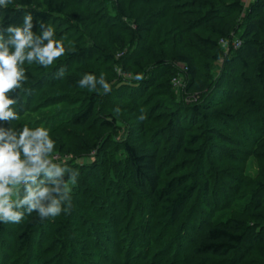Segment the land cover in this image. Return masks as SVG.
Masks as SVG:
<instances>
[{
	"label": "rangeland",
	"instance_id": "374dc122",
	"mask_svg": "<svg viewBox=\"0 0 264 264\" xmlns=\"http://www.w3.org/2000/svg\"><path fill=\"white\" fill-rule=\"evenodd\" d=\"M54 1L62 3L68 14L78 15L83 22L66 21L63 22L64 26L61 29L57 23L52 24L58 36L64 39L66 54L58 58L47 69L28 62H25L23 66L25 69L34 68L37 72H43L44 77L53 74L56 78L55 73L61 68L64 70L62 79L57 78L50 89H43L32 97L34 104L31 113L33 115L28 116L25 121L30 127L43 123L49 128V135L55 141L51 155H57L56 161L63 162L65 166L83 168L87 164L101 162L103 157L101 149H105L103 151L108 167H115L118 162L124 161L120 144L125 139H130L133 126L137 121L138 109L130 108L127 104H115L110 95L116 92L131 94L133 98L141 102V112L147 119L145 124L148 132L147 138L150 139L151 135L160 138L164 144L160 152L164 160L167 159L166 157H168L167 161L170 158L167 154L169 147L165 143L167 142L166 135L161 136L162 131L167 127L169 113L154 107L155 103L163 98L174 104L192 106L213 97L216 101H220V104L212 110L224 111L222 121L230 125L237 136L236 144H223L222 147L220 145V150L227 154L223 162L212 153H206L204 148L201 156L200 154L180 153L174 162H167L170 163L165 172L167 179L186 173L196 174L200 166L207 176L212 192L216 189L219 191L220 186H227L229 191L227 195H220V202L214 203L212 200L209 202L212 207L211 214L203 211L194 196L168 224L165 223V214L159 210L152 213L135 201L137 210L134 208L125 211L123 218L120 217L115 221L114 232L108 231L109 227L100 225L98 228L93 224L92 222L100 220L90 212L84 213L81 216L83 220L78 221L82 226L70 225L64 238L67 241H73L76 233H85L87 229L91 233V239L93 238L100 244L95 250L87 247L88 255L93 261H97V264H264L256 248L248 252L244 260L239 259L236 253H230L224 258L190 256L184 251L181 241L176 240L178 230L185 235L187 230L191 229L195 234L205 218L210 220L240 218L264 230V220L254 221L245 215V209L253 204L257 191L262 195L264 213V101L260 97L255 98V103L249 101V88L239 77L241 68L235 65L238 74L234 76L227 71L226 67V63L238 48L234 47L233 41L242 42L244 23L256 0H240L241 9L225 16V21L234 26L225 38H216L210 24H204L193 30L200 37L209 36L215 40L214 48H205L197 44L187 34L188 26H193L192 22H197L209 11L205 4L202 5L204 8L199 7L196 0ZM206 1L219 11L229 2V0ZM119 6L123 7L126 16L118 13ZM213 26L221 28L218 21H214ZM132 31L136 34L131 42L129 33ZM91 47L95 49L92 54L88 55L83 52L75 56L77 50ZM140 52L145 59L141 69L130 73L123 72L120 67L121 61L129 56L140 54ZM162 55H168L166 58L169 60L173 56L185 57L186 61L197 69L198 83L204 84L205 89L200 92H188L186 88L189 74L184 65H179V73L165 81L163 88L153 86L145 91L144 96L138 98L139 89L145 85L144 82L151 80L150 71L154 68L155 61L162 58ZM84 72H95L97 76L103 73L106 81L111 85V92L105 95L102 90L97 93L78 87L76 81ZM137 74L141 76L140 80L135 79ZM98 95L102 100H97L94 119L83 128H72L63 122V119L77 110L85 99ZM108 104H113L112 109L107 108ZM117 108L118 113L114 111ZM110 111L112 112L109 113ZM226 115H230L233 119L226 120ZM108 116L117 120L116 125L101 128L100 119ZM199 125L202 126H199L196 131L202 133L204 138L207 124L200 122ZM84 142L97 145L100 149L99 154L94 150L86 152ZM111 182L108 183L111 184L109 187L115 188L112 193L117 197L120 196L117 193L122 191V186L116 180ZM74 187L85 195L84 198L94 197L93 206L100 209L95 200L96 195L102 192L84 183L82 186L76 184ZM74 187L71 201H75ZM117 187L121 189L116 190ZM144 210L145 215L141 216ZM65 213L66 211H62L58 219L63 218ZM116 215L110 212L106 217L113 219L112 217ZM145 216H150L151 221L152 232L149 241L145 239L143 236L145 234L141 230ZM170 227L171 230H168ZM51 238L52 240L46 242L43 253L39 254L37 264H67L64 257L69 255L70 245L63 248L52 235ZM51 246L53 250L49 253L47 248ZM107 246L110 254L106 252ZM127 250L134 253L128 260L125 259ZM2 252L4 251L0 250V255ZM29 252L30 249L23 251L15 245L11 255L5 252L3 256H0V263L24 264L30 255ZM55 254L57 255L54 258Z\"/></svg>",
	"mask_w": 264,
	"mask_h": 264
},
{
	"label": "trees",
	"instance_id": "16d2710c",
	"mask_svg": "<svg viewBox=\"0 0 264 264\" xmlns=\"http://www.w3.org/2000/svg\"><path fill=\"white\" fill-rule=\"evenodd\" d=\"M196 2L201 8H204L202 7L203 4L208 6L209 11L201 16L197 22H192L193 26H188L187 34L197 44L205 48H214L216 46L215 40L209 36L205 38L200 37L193 30L204 24H210L213 27L216 38L227 37L230 31L234 29V26L232 23L225 21V16L241 9L240 0H229L227 5L220 11L206 0H196ZM14 3H19L21 8L31 11L35 17L47 24L52 25L57 23L60 26L59 29L64 26L63 22L66 21L83 22V19L78 15L68 14L63 4L56 3L54 0H14ZM12 7L10 5L9 9L3 13L6 22L19 23L21 12L12 11ZM252 8L244 23V31L241 37L242 42L233 52V56L226 63V67L227 71L234 76L238 74L235 65L241 68L239 77L245 86L249 88V101L255 103V98L257 97L262 98L264 101V0H256ZM117 11L121 15L126 16L122 6H119ZM214 21H218L221 28H215L213 26ZM34 31L38 33L39 29L35 30L34 28ZM56 34L58 35V32ZM129 34L132 42V38L136 33L132 31ZM94 51L95 49L92 47L90 49H79L76 51L75 56L83 52L89 55ZM166 57L168 55H162V58L155 61L154 68L150 71L152 73L151 80L144 82L145 85L139 89L138 98L144 96L145 91L153 86L163 88L166 83L165 81L170 80L171 77L179 73V65H184L187 74H189L186 88L188 92H200L205 89L206 86L204 84L198 83L197 69H194L186 61L185 57L180 55L173 56L170 60ZM144 61L145 59L140 52V54L123 59L120 67L123 72L130 73L134 70H140ZM26 74L29 76L25 85L28 91L22 92L23 104L19 106L20 120L12 122L11 126L13 129L18 124L25 123L28 116L33 115L31 113L34 104L32 97L39 94L43 89H50L57 80V78L53 77V74L44 77L43 72H37L34 68L26 69ZM110 97L115 104H127L130 108L138 109L137 121L133 126L130 139L127 138L120 144V148L124 154V161L118 162L115 167H108L104 154L105 149H101L103 157L100 163L87 164L83 168L67 166L78 172L77 185L81 184L82 186V183H84L102 192L96 195L97 199L95 200L100 209H96L93 206L94 197H87L90 199L89 202L88 199L84 198V194L78 192L76 186L73 193L75 194V201H71V206L67 209L63 218L58 219V216H56L41 221L33 213L27 216L20 224H0V250L4 251L0 256H3L5 252L11 255L12 249L16 245L23 251L30 249V255H28L24 264H37L36 261L39 254L45 250L46 247L44 246L46 242L52 240V235L63 248L70 245L71 250L68 253L69 255L64 257V261L67 264H97V261H93L91 256L88 255L87 247L95 250L98 249L100 244L93 238L91 239V233L87 229H85V233H76L73 241H67L64 238L65 234L68 233L70 225H80L78 221L82 219L81 216L84 213H94L100 221H94L92 222L93 224L97 225L98 228H100V225L109 227L108 231L114 232L116 229L115 221L122 217L125 211L134 209L135 201H138L140 206L146 207L152 213H156L159 210V212L165 214V223L169 224L173 216L182 210L184 205L190 202L194 196H196L203 211L211 214L212 207L209 202L212 200L214 203H218L220 202L221 194L227 195L229 191L227 186H220L219 191L216 189L212 192L207 176L200 166L196 174L186 173L179 176L176 175L170 179L165 177V172L170 163L174 162L180 153L200 154L201 156L204 153V148L206 149V153H212L221 162L227 158V154L220 150V145L222 147L223 144H236L237 136L235 130L230 125L225 124V121H222V116L225 115L224 111L212 110L213 107L219 106L220 101H216L213 97H210L211 99H205L192 106H184L181 103L174 104L167 102L163 98L155 103V108L166 110L169 113L167 127L161 134V136L166 135L165 140L167 142L165 143L169 147L167 154L170 158L167 161L168 157H166V160L161 158L160 152L164 144L160 141V138L155 135H151L150 139L147 138L148 132L145 128L147 119L144 116L143 119H139L143 115L141 112L142 107L140 106L141 102L133 98L131 94L127 95L123 92L113 93ZM98 99L102 100L99 95L96 97L90 96L88 99H85L77 110L63 119V122L72 128H83L94 119ZM111 105L113 106V104H108L107 106L109 110L112 109ZM225 119L230 120L233 117L226 115ZM116 121L112 116H108L107 118L100 119L99 126L101 128L113 127L116 125ZM200 122H203L205 125L207 124L204 130V138L202 137V133L196 131L199 126H202L199 125ZM84 148L86 152L92 150L98 152V154L100 152L99 147L95 144L84 142ZM169 161L170 163L168 164L167 162ZM114 180L122 186V191H118L117 193L120 194L118 197L112 193V191H115V188L112 189L109 187L111 184H108ZM118 189H121V187L116 188V190ZM262 206V195L257 191L255 193V201L246 207L245 215L251 218V220L261 222L264 220ZM135 209L137 210V208ZM110 212L117 215L112 217L113 219H108L106 215ZM144 215L145 210L141 216ZM143 218L141 230L145 234L143 235L145 239L149 241L152 232V228H150V216ZM200 224L195 234L191 229H188L185 235L181 230L177 231L176 240L181 241V245H183V249L188 255L224 258L230 253H236L239 259L244 260L248 252L256 248L264 260V230L259 228L258 225L246 222L240 218L225 220H210L209 218H205ZM171 227L168 230H171ZM113 238H116V236H113ZM52 250V246L47 248L49 253H52ZM108 251L107 246L106 252L110 254ZM125 254V259L128 260L134 253L127 250ZM56 255H53V257L55 258ZM108 258L110 259L109 256ZM108 261L110 262V260Z\"/></svg>",
	"mask_w": 264,
	"mask_h": 264
},
{
	"label": "clouds",
	"instance_id": "9594fccd",
	"mask_svg": "<svg viewBox=\"0 0 264 264\" xmlns=\"http://www.w3.org/2000/svg\"><path fill=\"white\" fill-rule=\"evenodd\" d=\"M10 5L12 11L21 12L19 23L6 22L3 13ZM65 54L64 39L54 26L14 0H0V224H20L33 213L43 221L71 206L78 172L51 155L55 141L49 128L43 123L32 127L22 123L15 129L11 126L20 120L22 92L28 91L25 62L47 69ZM55 76L62 79L63 68ZM135 79L141 76L137 74ZM76 83L81 89L102 90L105 95L112 90L103 73L84 72Z\"/></svg>",
	"mask_w": 264,
	"mask_h": 264
},
{
	"label": "built area",
	"instance_id": "2783aa9c",
	"mask_svg": "<svg viewBox=\"0 0 264 264\" xmlns=\"http://www.w3.org/2000/svg\"><path fill=\"white\" fill-rule=\"evenodd\" d=\"M233 45L234 47H239L240 46V42L238 40H234L233 41ZM55 159H57V155H54Z\"/></svg>",
	"mask_w": 264,
	"mask_h": 264
}]
</instances>
